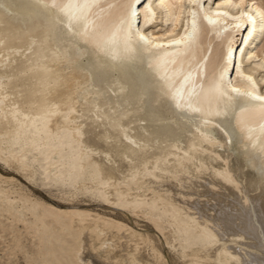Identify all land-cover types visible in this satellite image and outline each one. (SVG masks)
<instances>
[{"label":"bare ground","instance_id":"bare-ground-1","mask_svg":"<svg viewBox=\"0 0 264 264\" xmlns=\"http://www.w3.org/2000/svg\"><path fill=\"white\" fill-rule=\"evenodd\" d=\"M257 96L262 0H0V158L19 172L36 162L48 181L93 188L151 221L184 264H264L243 261L217 230L247 233L264 253ZM204 175L221 190L215 215L165 186H200ZM13 192L0 188V211L40 222L42 264H165L152 238L122 220L76 205L38 214L43 203L17 207ZM231 213L240 224L227 225ZM48 215L69 218L68 248L55 245Z\"/></svg>","mask_w":264,"mask_h":264},{"label":"rangeland","instance_id":"rangeland-1","mask_svg":"<svg viewBox=\"0 0 264 264\" xmlns=\"http://www.w3.org/2000/svg\"><path fill=\"white\" fill-rule=\"evenodd\" d=\"M262 1L264 5V0ZM155 28H160V25L155 26ZM249 50L251 49L249 48ZM257 77L260 78V75ZM29 155L30 154H28V156ZM13 166L14 165L7 162L5 158H0V188L5 187L6 189L15 190V192L10 193L9 196L12 200H15V205L17 207L28 205L31 201H37L44 204V206H38L36 210L38 214H40L46 210L47 205H52L57 208H75L73 206L76 205L80 209L94 211L101 218L106 217L112 220H122L132 228L144 231L152 238L154 243L160 247L164 256L165 264H184L186 257H184L185 254L183 253L181 247L177 244V242H173V244L169 246L164 241L160 231L152 224L151 221L135 216L128 208L119 207L104 201L94 192L93 188L77 187L76 189V187H69L65 184L62 185L60 182L52 183L48 181L44 178L41 173V169H39L40 167L36 162L32 163L34 168L32 167V169L25 172L22 170L19 172L20 169L17 170V168ZM5 178H12L13 180L9 181L5 180ZM202 179L198 178L197 181L195 179L196 182H200L202 185L192 188H180V186L174 185L173 183H165V186H169L172 192L174 190L175 192L178 190L183 193L185 192L183 194V198L189 205L193 207L198 206L197 208H202L205 213H213L212 215H215L216 211L213 209V206L217 204V201L216 198H212V195L214 192H221V190H217L212 187L210 182H207L210 180L209 176L204 175V178L202 177ZM154 180L161 181V178ZM21 194L26 196L29 200L23 203L19 200ZM184 195H186V198ZM237 195L240 196L241 194L237 193ZM239 201L244 202V198L240 197ZM18 211L22 212V215L27 221L34 220V216L28 210L18 209ZM226 216L228 218H235L234 213L226 214ZM12 219L13 216L9 213L0 211V264H42L41 259L43 255L40 254V249L42 248L43 243L39 240L40 230H36L37 228H41L40 222L32 225L28 222L16 221ZM43 220L48 225L51 233L59 238V240L55 241V245H61L63 247L66 246L64 247L65 249L68 248L67 244L73 242L74 233L72 229H64L62 227V223L68 222L69 218L63 215H48L45 216ZM236 223L240 224L239 221L235 220V223L229 222L227 225H235ZM101 224H103V222H101ZM239 228L242 227L239 226ZM218 229L222 236L224 233L225 235L227 233L226 237L229 236L227 238L229 241L226 243L240 254L243 261H252L254 263L256 258L264 257V253L261 248L258 246L256 247L255 241L251 239L247 233L242 234V237H240L238 235L231 234L234 233L232 229L225 230L220 229L219 227L217 230ZM143 253L147 257L152 256L150 247L143 246Z\"/></svg>","mask_w":264,"mask_h":264},{"label":"snow or ice","instance_id":"snow-or-ice-1","mask_svg":"<svg viewBox=\"0 0 264 264\" xmlns=\"http://www.w3.org/2000/svg\"><path fill=\"white\" fill-rule=\"evenodd\" d=\"M137 2H139V0H137ZM193 27L195 28V24L193 25ZM141 39H143V37H141ZM183 41H175V43H181ZM234 91H238V90H235ZM254 99H257V100H264V96H257V97H253Z\"/></svg>","mask_w":264,"mask_h":264}]
</instances>
